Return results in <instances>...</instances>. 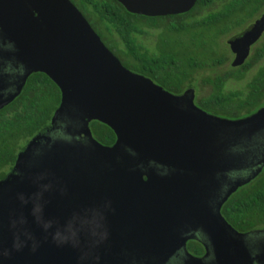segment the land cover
Segmentation results:
<instances>
[{"label":"water","instance_id":"95a60500","mask_svg":"<svg viewBox=\"0 0 264 264\" xmlns=\"http://www.w3.org/2000/svg\"><path fill=\"white\" fill-rule=\"evenodd\" d=\"M117 1L155 17L197 0ZM263 26L230 41L235 66ZM33 72L61 102L0 180V264H170L181 250L191 264H264V228L239 232L221 213L264 168V107L223 117L193 87L170 92L127 68L71 0H0V109ZM94 120L114 144L93 136ZM198 234L211 261L187 251Z\"/></svg>","mask_w":264,"mask_h":264},{"label":"trees","instance_id":"16d2710c","mask_svg":"<svg viewBox=\"0 0 264 264\" xmlns=\"http://www.w3.org/2000/svg\"><path fill=\"white\" fill-rule=\"evenodd\" d=\"M71 1L127 68L151 78L172 93L181 94L193 87L192 85H197L194 78L203 67L201 63L218 62L215 53L201 52V38L198 36L200 30H203L200 29L202 22L187 18L174 20L178 14L171 15L173 20L165 16L134 14L117 0ZM211 1L198 2L209 6L213 2ZM262 2L264 0H237L235 4L232 2L229 5L231 11L224 12L230 22L225 24L223 30L244 25L251 12L257 10ZM213 14L219 15L220 10ZM234 14H241V17L229 18V15ZM216 21H212V17L204 20L205 26L213 25L205 30L211 31L217 24ZM144 27L163 30V37L166 39H163V48L159 53H151L138 41V35L146 33ZM169 35L175 37L173 44H168ZM262 59L264 44L259 45L251 55L250 68L231 70L224 77L217 74L203 78V83L212 85L213 90L201 99L202 106L210 112L231 118L248 115L262 107L264 62L244 90L224 91L228 79L243 80ZM60 102L61 92L58 86L45 73L33 72L22 91L8 106L0 110V178L4 176L7 168L12 167L19 151L51 122ZM90 128L93 136L102 144L112 145L116 141L114 131L106 124L94 120L90 123ZM221 213L239 232L264 228V168L256 178L230 195L222 205Z\"/></svg>","mask_w":264,"mask_h":264},{"label":"flooded vegetation","instance_id":"af4514ba","mask_svg":"<svg viewBox=\"0 0 264 264\" xmlns=\"http://www.w3.org/2000/svg\"><path fill=\"white\" fill-rule=\"evenodd\" d=\"M199 0L196 1L195 5L193 6V8L191 10H189L185 15L178 14L176 16V18H174V20L176 19L177 21L187 18L190 19L192 21H198V22H202V27H200V29L205 30L212 27L211 26H205L204 20L211 18L212 17V21L217 20L216 21V25L211 28V31L209 30H200V35L198 36V38H201V52H209V53H215L218 57V62L217 63H208V62H203L201 63V67L202 69H207V70H223L226 66H228V70L226 72H221L219 73L220 77H224L226 73H229L231 70L235 71L236 69H246V68H250L249 64H250V57L253 54V52L256 50V48L259 45L264 44V29L262 30L261 34L256 38L255 41H253L252 43L249 44V52H248V56L245 58V60L243 61L242 64L235 66L234 60L236 59V53L233 51L232 49V44L230 43V41H233L235 39V41L240 42L237 40V37L239 38V35L242 34L245 30H247L250 26H253L254 24H256L260 19L263 18L264 16V2L261 3V6L255 10L253 13L251 12L250 17L246 20V23L242 26H234V28H231L229 30H223V28L225 27L226 23L230 22V19H227L226 14L224 13L225 11L229 12L231 11V7L229 5H232V2H234V4L236 3L237 0H212L211 4L209 6L203 4H199L198 2ZM241 5V4H240ZM220 10V14H213L215 12H218ZM158 17H162V16H158ZM167 18H169V20H173L171 15H167L165 16ZM222 17H226V19H220ZM241 17V14H234V15H229V18L231 19H237ZM175 21V22H177ZM264 28V26H263ZM226 39V41H224ZM245 45V44H244ZM221 47H225L228 50V54L226 56V53L223 50H220ZM204 48H207V50L204 51ZM247 49L243 50V52H245ZM264 62V59L260 60L258 63H256L255 65H259L262 64ZM254 65V66H255ZM254 66L252 68H254ZM16 73L14 68L13 70H11L10 74H14ZM231 80H236L239 81L237 79L231 78L228 79L227 82L225 83L224 87H226V84L231 81ZM203 81V80H202ZM195 83L197 84V81L195 80ZM194 87V93H195V99L194 102L197 106H199L200 108L206 110L205 107L202 106L201 99L204 97H199L198 96V85H192ZM9 89V88H8ZM10 89L13 90V84L12 87L10 85ZM207 96V95H206ZM11 103V102H10ZM10 103H8L7 105H5L3 108H5L6 106H8ZM262 107H264V104L262 105ZM260 107V108H262ZM1 108V109H3ZM259 108V109H260ZM0 109V110H1ZM257 109V110H259ZM256 110V111H257ZM207 112H210L208 110H206ZM254 111V112H256ZM252 112V113H254ZM213 113V112H210ZM250 113V114H252ZM216 114V113H213ZM217 115V114H216ZM249 115V114H248ZM246 116V115H244ZM243 117V116H242ZM16 162V160H15ZM12 165V167L7 168L6 173L4 174L3 177L0 178L3 179L14 167L15 165ZM261 229V228H259ZM207 240L206 238L202 237L200 234H198V236H196L195 238H191L188 239L187 243H186V248L188 253L195 258H204V261H211L213 259L212 255H208V257L206 256L207 254V246H206ZM190 260V261H189ZM188 262V264H191V258L189 255H187L185 253V251L181 250L179 251L170 261V264H186V262Z\"/></svg>","mask_w":264,"mask_h":264},{"label":"rangeland","instance_id":"374dc122","mask_svg":"<svg viewBox=\"0 0 264 264\" xmlns=\"http://www.w3.org/2000/svg\"><path fill=\"white\" fill-rule=\"evenodd\" d=\"M146 33L138 35V41L145 47L147 48L151 53H159V50L163 48V37L164 32L161 29H156V28H147L144 27ZM117 36H115L116 38ZM118 39V38H117ZM166 39V38H165ZM168 39V44H173L175 41V37L169 35ZM227 38H225L224 41H226ZM121 46V45H120ZM122 47V46H121ZM220 50H223L226 53V56L229 55L227 52V48L221 47ZM262 64L255 65L254 68L250 70V72L246 75V77L243 80L239 81H234L231 80L226 84V87L224 89L225 92L233 91V90H244L247 86V84L252 80L254 75L257 73L258 68ZM226 66L223 70H207V69H200L195 76V80L197 81L198 85V96L203 97L208 95L210 92H212L213 87L212 85H207L203 83V78L208 77V76H215L221 72H226L228 70ZM223 117H229L228 115H222V114H217Z\"/></svg>","mask_w":264,"mask_h":264}]
</instances>
